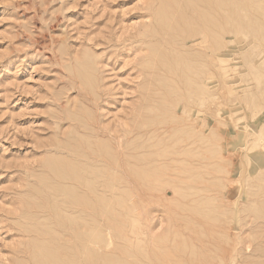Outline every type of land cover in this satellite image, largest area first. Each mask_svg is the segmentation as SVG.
I'll use <instances>...</instances> for the list:
<instances>
[{
    "label": "rangeland",
    "instance_id": "1",
    "mask_svg": "<svg viewBox=\"0 0 264 264\" xmlns=\"http://www.w3.org/2000/svg\"><path fill=\"white\" fill-rule=\"evenodd\" d=\"M262 115L264 0H0V264H264Z\"/></svg>",
    "mask_w": 264,
    "mask_h": 264
},
{
    "label": "bare ground",
    "instance_id": "2",
    "mask_svg": "<svg viewBox=\"0 0 264 264\" xmlns=\"http://www.w3.org/2000/svg\"><path fill=\"white\" fill-rule=\"evenodd\" d=\"M211 34V33H210ZM255 127L253 128L254 131H256V137L258 140L257 148H258V154L255 155V161L257 163H263L264 162V139H263V125H264V116L262 115L257 122L255 123ZM258 128V129H257ZM101 157V156H99ZM97 164V163H96ZM230 188V187H229ZM36 211V210H35ZM39 217V216H38ZM33 218V217H32ZM44 239V238H43ZM41 240V239H40ZM100 240V238H99ZM248 246V245H247ZM254 248V247H253ZM42 256V255H41Z\"/></svg>",
    "mask_w": 264,
    "mask_h": 264
}]
</instances>
